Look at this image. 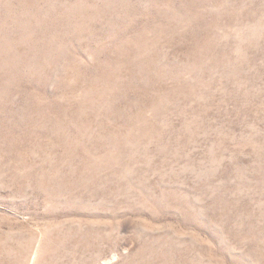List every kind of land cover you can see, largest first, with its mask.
<instances>
[{
    "label": "rangeland",
    "instance_id": "obj_1",
    "mask_svg": "<svg viewBox=\"0 0 264 264\" xmlns=\"http://www.w3.org/2000/svg\"><path fill=\"white\" fill-rule=\"evenodd\" d=\"M0 264H264V0H0Z\"/></svg>",
    "mask_w": 264,
    "mask_h": 264
}]
</instances>
